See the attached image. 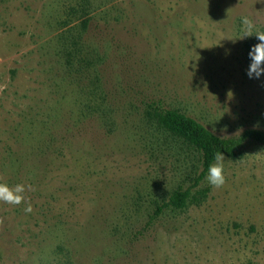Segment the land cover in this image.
Masks as SVG:
<instances>
[{
	"label": "rangeland",
	"instance_id": "374dc122",
	"mask_svg": "<svg viewBox=\"0 0 264 264\" xmlns=\"http://www.w3.org/2000/svg\"><path fill=\"white\" fill-rule=\"evenodd\" d=\"M256 31L264 0H0V183L25 186L0 201V264H264V146L196 186L198 154L146 113L264 130Z\"/></svg>",
	"mask_w": 264,
	"mask_h": 264
},
{
	"label": "trees",
	"instance_id": "16d2710c",
	"mask_svg": "<svg viewBox=\"0 0 264 264\" xmlns=\"http://www.w3.org/2000/svg\"><path fill=\"white\" fill-rule=\"evenodd\" d=\"M84 22V21H83ZM259 41H252V45ZM146 113L160 128L174 138L194 150L200 161L199 173L195 178V185L204 182L209 163L216 152H222L225 158L234 159L248 144L264 146V130L247 128L238 134L220 136L206 127L197 119L176 109L165 108L157 103L147 106ZM210 191L209 187H201L192 191L191 188L175 189L167 200L156 206L150 223L155 221L165 210H183L189 205H200Z\"/></svg>",
	"mask_w": 264,
	"mask_h": 264
},
{
	"label": "clouds",
	"instance_id": "9594fccd",
	"mask_svg": "<svg viewBox=\"0 0 264 264\" xmlns=\"http://www.w3.org/2000/svg\"><path fill=\"white\" fill-rule=\"evenodd\" d=\"M243 23L245 25L243 29L244 37L250 36L249 33L253 31L251 22L245 18ZM255 37L259 42L252 45L248 52L250 62L246 70V75L249 79H260L264 76V32L256 31ZM224 163L225 157L223 153H214L204 177L208 185L219 188L225 183ZM24 191L25 186L23 184L18 183L9 186L5 183H0V201L13 205L20 204L24 201ZM23 210L25 212H31V204H26Z\"/></svg>",
	"mask_w": 264,
	"mask_h": 264
}]
</instances>
